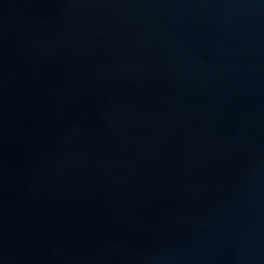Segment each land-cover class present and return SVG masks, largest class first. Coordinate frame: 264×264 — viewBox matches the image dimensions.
Listing matches in <instances>:
<instances>
[{"label": "water", "instance_id": "obj_1", "mask_svg": "<svg viewBox=\"0 0 264 264\" xmlns=\"http://www.w3.org/2000/svg\"><path fill=\"white\" fill-rule=\"evenodd\" d=\"M183 264H264V0H0Z\"/></svg>", "mask_w": 264, "mask_h": 264}]
</instances>
